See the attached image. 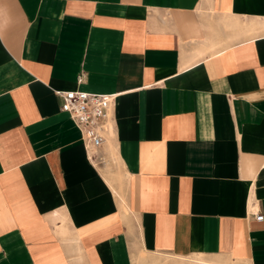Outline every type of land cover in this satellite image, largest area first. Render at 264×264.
<instances>
[{"label": "crops", "instance_id": "0c3cea01", "mask_svg": "<svg viewBox=\"0 0 264 264\" xmlns=\"http://www.w3.org/2000/svg\"><path fill=\"white\" fill-rule=\"evenodd\" d=\"M71 90L114 95L115 171ZM140 254L264 264V0H0V264Z\"/></svg>", "mask_w": 264, "mask_h": 264}, {"label": "built area", "instance_id": "2783aa9c", "mask_svg": "<svg viewBox=\"0 0 264 264\" xmlns=\"http://www.w3.org/2000/svg\"><path fill=\"white\" fill-rule=\"evenodd\" d=\"M56 95L60 98V112L68 114L80 132L83 147L96 158L92 153L106 143L109 135L114 95L79 90L58 91ZM254 218L263 220L260 214H254Z\"/></svg>", "mask_w": 264, "mask_h": 264}, {"label": "rangeland", "instance_id": "374dc122", "mask_svg": "<svg viewBox=\"0 0 264 264\" xmlns=\"http://www.w3.org/2000/svg\"><path fill=\"white\" fill-rule=\"evenodd\" d=\"M96 164L102 168H105L107 171H115L116 167H114L113 164L107 162L105 159L102 158H96L95 159ZM115 176V175H113ZM114 178V177H113ZM141 257L140 259L137 260L136 264H189V262L193 261L192 259L190 260H174L169 257H163V256H154V255H144L140 254ZM194 259V258H193ZM202 260H199L198 264H203L204 262H200ZM196 264V262L194 263Z\"/></svg>", "mask_w": 264, "mask_h": 264}, {"label": "bare ground", "instance_id": "6f19581e", "mask_svg": "<svg viewBox=\"0 0 264 264\" xmlns=\"http://www.w3.org/2000/svg\"><path fill=\"white\" fill-rule=\"evenodd\" d=\"M210 264H217V263H211V262H210Z\"/></svg>", "mask_w": 264, "mask_h": 264}]
</instances>
